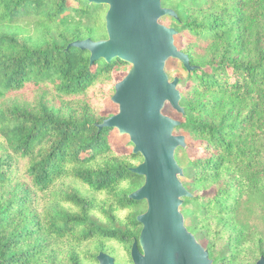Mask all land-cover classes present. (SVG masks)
Here are the masks:
<instances>
[{
    "label": "trees",
    "instance_id": "trees-1",
    "mask_svg": "<svg viewBox=\"0 0 264 264\" xmlns=\"http://www.w3.org/2000/svg\"><path fill=\"white\" fill-rule=\"evenodd\" d=\"M162 4L195 66L181 64L185 110L174 128L193 147L186 225L208 238L214 262L255 264L264 256V0ZM107 8L0 0V264H97L100 251L132 264L147 204L129 197L144 181L131 167L143 157L117 152L116 127L101 125L128 62L70 45L107 37Z\"/></svg>",
    "mask_w": 264,
    "mask_h": 264
},
{
    "label": "water",
    "instance_id": "water-1",
    "mask_svg": "<svg viewBox=\"0 0 264 264\" xmlns=\"http://www.w3.org/2000/svg\"><path fill=\"white\" fill-rule=\"evenodd\" d=\"M90 1L108 5L107 37L77 39L70 45L88 48L93 60L118 56L131 64L126 75L116 81L111 97L118 111L101 125L128 134L132 151L143 157L131 167L144 181L129 197L145 199L147 204L137 215L142 227L130 248L132 264H219L186 225L180 206L191 193L181 180L184 169L175 151L187 143L184 134L174 131L181 119L163 110L167 104L179 113L185 110L180 103L179 77L170 78L167 60L177 58L188 70L195 68L175 42V27L161 20L165 15L176 16V12L162 0ZM97 260V264H118L105 251L97 254ZM255 264H264V256Z\"/></svg>",
    "mask_w": 264,
    "mask_h": 264
},
{
    "label": "rangeland",
    "instance_id": "rangeland-1",
    "mask_svg": "<svg viewBox=\"0 0 264 264\" xmlns=\"http://www.w3.org/2000/svg\"><path fill=\"white\" fill-rule=\"evenodd\" d=\"M70 3H73V0H70ZM175 42L176 44L179 46L180 45V39L179 36L175 37ZM182 62L180 60H178L177 58H169L166 62V70L170 76V78H173L174 76H182L185 77L186 73L185 71L182 69L181 67ZM131 67L130 63H126L121 65L118 68V71L116 72V78L117 81L122 79L126 73L129 71ZM164 112L175 117V118H179L181 119V115L178 111H176L174 108H172L169 104H167L164 108ZM118 111V104L115 103L114 101H112V98H110L106 104V107L104 109V113H114ZM176 133H180L179 131H177ZM111 135L114 138V142L116 145V150L119 153H128L130 151H132L133 146H129L127 144V141L130 139L129 135L124 133L121 134L119 132V130L113 129L111 131ZM187 147V146H186ZM184 147V149H179L177 151V159L179 160V163L182 165V167L184 168V175L181 176V180L183 181L184 184L188 183V180L191 178L192 175V170L191 167L189 165L188 162V156L191 153V151H193V147H188L186 148ZM207 192V191H206ZM186 223L188 225H190V219L186 220ZM197 237V239L205 246L207 247L209 244V240L208 238H206L201 232H197L194 233ZM116 247H114L115 249L117 248L120 256L122 257V255L126 258V256L124 255V252L122 250V248L119 245H115ZM115 257V261L118 264H125V262H123L117 255H113ZM257 261V260H256ZM216 263H220V261H216Z\"/></svg>",
    "mask_w": 264,
    "mask_h": 264
}]
</instances>
